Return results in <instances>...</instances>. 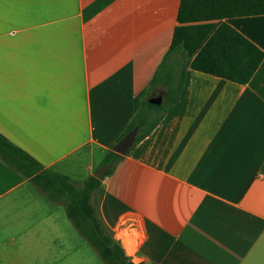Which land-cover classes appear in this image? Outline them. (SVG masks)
Instances as JSON below:
<instances>
[{
  "label": "crops",
  "instance_id": "crops-1",
  "mask_svg": "<svg viewBox=\"0 0 264 264\" xmlns=\"http://www.w3.org/2000/svg\"><path fill=\"white\" fill-rule=\"evenodd\" d=\"M181 1L0 0V133L82 186L139 112ZM214 23L264 52V15ZM190 63L179 101L102 181L96 212L142 219L141 264H264V60L247 84ZM61 205L0 160V264H86Z\"/></svg>",
  "mask_w": 264,
  "mask_h": 264
},
{
  "label": "trees",
  "instance_id": "trees-1",
  "mask_svg": "<svg viewBox=\"0 0 264 264\" xmlns=\"http://www.w3.org/2000/svg\"><path fill=\"white\" fill-rule=\"evenodd\" d=\"M260 15H264V0H182L178 14L180 26L176 28L172 47L139 112L117 143L138 127V136L131 152L155 130L179 101L191 58L190 67L193 70L239 84L249 83L264 60V52L227 23L215 29L214 22ZM175 52L180 54V59L176 67H170L169 58ZM159 86L164 88L165 96L161 105H155L150 102V98ZM113 147L103 162V166L112 164L106 177L114 173L116 165L124 158L115 153ZM0 160L24 178L30 179L51 201L65 206L74 227L105 264H134L121 245L107 233L97 215L92 200L102 186V181L92 176L82 186H77L67 176L44 170L35 158L1 133Z\"/></svg>",
  "mask_w": 264,
  "mask_h": 264
},
{
  "label": "built area",
  "instance_id": "built-area-1",
  "mask_svg": "<svg viewBox=\"0 0 264 264\" xmlns=\"http://www.w3.org/2000/svg\"><path fill=\"white\" fill-rule=\"evenodd\" d=\"M114 240L124 249L126 256L134 264H141L139 250L145 240L142 219L135 213L124 214L113 227Z\"/></svg>",
  "mask_w": 264,
  "mask_h": 264
},
{
  "label": "rangeland",
  "instance_id": "rangeland-1",
  "mask_svg": "<svg viewBox=\"0 0 264 264\" xmlns=\"http://www.w3.org/2000/svg\"><path fill=\"white\" fill-rule=\"evenodd\" d=\"M93 204L95 206V208L98 207V204H99V200L95 197H93ZM60 211L62 213V216H64V218H68L67 216V211H66V208L65 206L61 205L60 206ZM98 217L102 218V213H97ZM70 222V232H72L76 238H78V245H82L84 244V252L81 253L80 257H81V260H83L86 264H105V262L99 257V255L97 254V252L93 249V247L87 242V241H84V239H82L78 233H77V230L75 229L74 225L72 224L71 220H69ZM104 224V227L107 231V233L114 238V232H113V227L116 225H114L113 223H110V222H106L104 221L103 222ZM81 247V246H80Z\"/></svg>",
  "mask_w": 264,
  "mask_h": 264
},
{
  "label": "water",
  "instance_id": "water-1",
  "mask_svg": "<svg viewBox=\"0 0 264 264\" xmlns=\"http://www.w3.org/2000/svg\"><path fill=\"white\" fill-rule=\"evenodd\" d=\"M152 104L161 105L163 102V97H156L150 100ZM139 128L136 127L132 131H130L119 143H117L113 147V151L119 155L125 156L129 153L131 148L135 145L136 139L138 136ZM112 164H108L97 172H95L94 177L103 181L106 177V173L111 169Z\"/></svg>",
  "mask_w": 264,
  "mask_h": 264
}]
</instances>
